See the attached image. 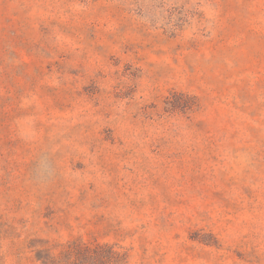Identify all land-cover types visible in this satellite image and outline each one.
Returning a JSON list of instances; mask_svg holds the SVG:
<instances>
[{"label": "rangeland", "instance_id": "rangeland-1", "mask_svg": "<svg viewBox=\"0 0 264 264\" xmlns=\"http://www.w3.org/2000/svg\"><path fill=\"white\" fill-rule=\"evenodd\" d=\"M0 264H264V0H0Z\"/></svg>", "mask_w": 264, "mask_h": 264}]
</instances>
